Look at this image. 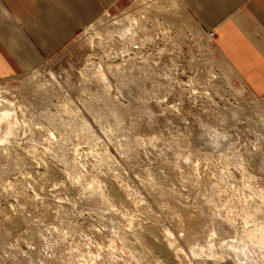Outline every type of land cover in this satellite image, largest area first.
<instances>
[{"label":"rangeland","instance_id":"1","mask_svg":"<svg viewBox=\"0 0 264 264\" xmlns=\"http://www.w3.org/2000/svg\"><path fill=\"white\" fill-rule=\"evenodd\" d=\"M169 4L0 78V264H264V89Z\"/></svg>","mask_w":264,"mask_h":264},{"label":"crops","instance_id":"2","mask_svg":"<svg viewBox=\"0 0 264 264\" xmlns=\"http://www.w3.org/2000/svg\"><path fill=\"white\" fill-rule=\"evenodd\" d=\"M120 1L0 0V78L38 69L44 57ZM178 2L184 17L214 32V43L231 68L263 90L264 0Z\"/></svg>","mask_w":264,"mask_h":264},{"label":"bare ground","instance_id":"3","mask_svg":"<svg viewBox=\"0 0 264 264\" xmlns=\"http://www.w3.org/2000/svg\"><path fill=\"white\" fill-rule=\"evenodd\" d=\"M174 2H175V4H174ZM147 5V4H146ZM150 5V4H149ZM169 5H171L169 8L170 9H174V5L178 8V9H181L182 8V6H181V4H180V2H178V0H170V4ZM143 6H145V5H143ZM147 7V6H146ZM171 10V11H172ZM175 10V9H174ZM180 12V11H179ZM127 17V16H126ZM129 17V16H128ZM193 21V20H192ZM7 103L6 101H4V99H0V104L3 106L2 108H0L1 109V112H0V120L1 119H5L8 115H9V111H8V109L6 108V107H8L6 104H3V103ZM0 105V106H1Z\"/></svg>","mask_w":264,"mask_h":264}]
</instances>
